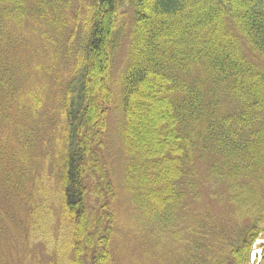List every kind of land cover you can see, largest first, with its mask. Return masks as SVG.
<instances>
[{"label":"trees","instance_id":"16d2710c","mask_svg":"<svg viewBox=\"0 0 264 264\" xmlns=\"http://www.w3.org/2000/svg\"><path fill=\"white\" fill-rule=\"evenodd\" d=\"M117 156L133 225L248 263L264 0H0V264H112Z\"/></svg>","mask_w":264,"mask_h":264},{"label":"rangeland","instance_id":"374dc122","mask_svg":"<svg viewBox=\"0 0 264 264\" xmlns=\"http://www.w3.org/2000/svg\"><path fill=\"white\" fill-rule=\"evenodd\" d=\"M122 57V51L117 57V65L119 66ZM158 108L155 107L156 111ZM143 110L137 112L139 118L143 117ZM109 117V129L107 150L118 151L117 139L115 129L113 128V119ZM144 125L136 126L134 128L136 137L141 136V130L145 129ZM118 155V152H117ZM112 158V157H111ZM123 159L117 156V160L113 162L114 171L112 178L117 190V203L114 205V213L116 214V228L113 239L112 250V264H186L188 261L187 244L183 239L178 243L171 241V238L165 235L152 232L142 226H135L133 217L131 215L132 208L129 202L122 194V170ZM187 236V234H186ZM185 238V236H183ZM8 246V245H7ZM6 247V245H5ZM4 247V248H5ZM7 249V248H6ZM8 254L14 256L15 246L8 247ZM264 250V235L258 237L251 245L248 253V263L256 264L261 259V254ZM254 254V260L250 262Z\"/></svg>","mask_w":264,"mask_h":264}]
</instances>
